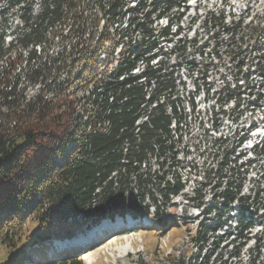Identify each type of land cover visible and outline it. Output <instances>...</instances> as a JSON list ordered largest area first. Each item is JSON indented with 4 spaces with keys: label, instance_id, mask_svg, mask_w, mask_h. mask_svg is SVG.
<instances>
[{
    "label": "trees",
    "instance_id": "obj_1",
    "mask_svg": "<svg viewBox=\"0 0 264 264\" xmlns=\"http://www.w3.org/2000/svg\"><path fill=\"white\" fill-rule=\"evenodd\" d=\"M185 3L0 0V264H84L81 249L53 251V240L118 216H151L153 235L177 232L167 212L179 196L202 216L188 232L191 257L156 248L157 261L264 264L252 236L264 220V138L253 159L235 157L245 125L264 116V29L216 10L193 32L182 27ZM200 97L213 103L208 129L196 123ZM247 114L202 152L196 124L208 137L220 118Z\"/></svg>",
    "mask_w": 264,
    "mask_h": 264
},
{
    "label": "rangeland",
    "instance_id": "obj_2",
    "mask_svg": "<svg viewBox=\"0 0 264 264\" xmlns=\"http://www.w3.org/2000/svg\"><path fill=\"white\" fill-rule=\"evenodd\" d=\"M186 9L183 10L184 12V18L182 21V27H188L189 24H191V27L193 28L194 31H200L201 28V21L203 18H205L209 12L211 13H216V10H224L225 16L229 18V16H235V17H243L245 19V24L249 26H255L257 27L256 24L261 25V29H264V0H186ZM230 20V19H229ZM196 21V22H195ZM195 22L194 24H192ZM253 23V24H252ZM2 24V20L0 19V27ZM160 25L165 26L167 25L166 20L160 21ZM190 27V26H189ZM186 31V30H185ZM187 32V31H186ZM192 32V33H193ZM201 33V32H200ZM185 75L186 73L183 72ZM190 87V85H189ZM200 99L197 100L198 104V109H201V113L199 117H197V122L199 123L201 119H203V122H205V126L208 129L207 125L210 123L207 122L206 120V112L204 111L205 109H208V104H213L212 102H208L206 100L205 103H203V98L200 97ZM231 106L227 110L228 113H230ZM263 112V110H261ZM235 116H237L238 113H233ZM248 116H243V119H240L237 124H233L232 120L227 118L221 119L220 118V125L218 126L217 131L215 132H209L207 133L208 137H203V133L201 130L198 129V124H196V127L194 126V133L197 134V136L202 140L201 142V149L202 152L206 148L209 149V152L212 150V146L214 145V142H216V138H219L221 135L224 139L226 138V135H232V130L243 127V122H247V117H250L249 114ZM257 121L255 123L258 124L260 129L262 130L261 132L264 133V116L262 114L257 113L256 114ZM262 121V122H261ZM245 128L247 129V125H245ZM239 132V131H238ZM262 133V134H263ZM251 137V135H249ZM262 136H257V137H251L250 140H248L246 143L241 144L240 148H238L237 153L235 154V157L238 156V153L242 155H245L246 158H244V161L251 158L253 159L254 156L251 155L249 152L255 142L260 140ZM234 144V139L229 138L228 140V146L231 148V145ZM193 152V150H191ZM234 157V158H235ZM204 158V157H203ZM203 158H198L197 154H193L192 159H196L195 161L198 163H202ZM205 159L207 157L205 156ZM210 162H212L211 159H209ZM260 164L262 165L261 168V175H263V178L260 180V186L262 189H264V160L260 161ZM199 165V164H198ZM212 165H214L212 163ZM206 167V166H205ZM255 171L251 172L250 174V180L251 178L255 177ZM247 181L246 185L242 191V195H248L249 190L253 186V182ZM197 181H200L199 179ZM258 182V181H257ZM194 182H190L186 184L185 187V192L190 193L193 186ZM207 199L210 201L211 196L209 193H207ZM262 196V195H261ZM260 196V197H261ZM175 208H171L168 210V215L171 214L172 216H175V219L183 225L179 231H169V232H164L163 234L160 235H153L150 233L147 229L148 226L139 228V227H130L131 231L133 232H128V233H119L121 232L122 229H124L123 226H119V230L115 231H108L103 234H97V235H91L90 229L92 228H86L83 227L81 231H77V233L73 236V240H70L69 243L71 245L67 248L72 249L74 247H78V245L82 244L84 241H87L89 239H92L89 241L88 247L84 248L83 250H80L79 256H81L84 259V264H138V260L141 259L145 263L149 264H168L166 259L157 261L155 256H153L154 250L160 249L162 251H165L166 255H169L172 253V251H177V256H180L181 258L184 257L185 261H188L189 258L191 257V254L188 255V253L193 249V246H191L190 239L191 236L190 234L194 235L195 231L198 230L199 227V222L202 220V216L200 217V210L188 207V208H183V205L185 202H183V197L179 196L177 198H174L172 201V205H175ZM264 206V202L262 204ZM186 210V212H185ZM264 210L260 212V215H263ZM198 217V218H197ZM197 218V219H196ZM199 219V220H198ZM82 218L78 219L79 223H82ZM106 219H103L101 222H105ZM136 223H139L135 221ZM145 222V221H143ZM141 222V223H143ZM187 223V226H185L184 223ZM68 223V222H67ZM111 225L110 223H107ZM84 225V224H83ZM108 225V226H109ZM81 226V225H80ZM107 227V225H103ZM103 226H101V229H104ZM150 227V226H149ZM254 230H252V236L255 240H261V245H264V220L261 221V224L255 225ZM113 229H116L113 228ZM127 229V228H126ZM86 230V231H84ZM136 230V231H135ZM75 231V230H74ZM92 231V230H91ZM190 234H189V233ZM226 232V229H224L223 232H217L219 235H223V233ZM229 234L234 233L232 230L227 231ZM31 235V234H30ZM94 236V237H92ZM96 236V237H95ZM251 236V237H252ZM94 238V239H93ZM107 238L109 241L111 240L113 244L110 247H105L106 245H109L111 241H104ZM34 240V238L31 239ZM229 243L228 241H225L222 245H225ZM256 245V242L252 240L245 248L243 252V260H247V252L249 249L254 248ZM84 250H86L84 252ZM229 251V249L225 250V253ZM50 252V251H48ZM6 253L5 249L3 247H0V256L4 255ZM262 255L264 258V250L262 251Z\"/></svg>",
    "mask_w": 264,
    "mask_h": 264
},
{
    "label": "bare ground",
    "instance_id": "obj_3",
    "mask_svg": "<svg viewBox=\"0 0 264 264\" xmlns=\"http://www.w3.org/2000/svg\"><path fill=\"white\" fill-rule=\"evenodd\" d=\"M92 237H94V236H92ZM95 237H96V236H95ZM93 239H94V238H93ZM110 241H111V240H110ZM110 241H109V242H110Z\"/></svg>",
    "mask_w": 264,
    "mask_h": 264
}]
</instances>
